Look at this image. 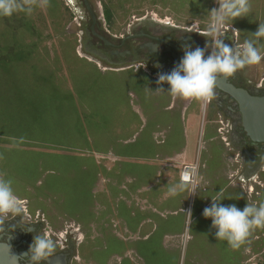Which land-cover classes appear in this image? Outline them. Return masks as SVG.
Wrapping results in <instances>:
<instances>
[{"label":"rangeland","instance_id":"obj_1","mask_svg":"<svg viewBox=\"0 0 264 264\" xmlns=\"http://www.w3.org/2000/svg\"><path fill=\"white\" fill-rule=\"evenodd\" d=\"M87 2L103 32L116 37L125 34L134 27L135 20L141 18L206 31L210 23V10L218 7L216 0ZM249 3L250 11L244 17L226 21V25L229 23L236 29L238 36L228 26L223 29L226 30L228 46L232 49L239 45L238 50L242 51L244 41L251 40L264 55V37L252 35L259 24L264 23V0H249ZM87 20L82 0H49L48 4L46 0H38L31 15L17 12L11 16H0V180L10 183L13 194L25 206L29 217H24L21 210L19 217L22 221H41L44 236L54 242L59 235L67 232L66 236L72 244L76 232H69L72 229L79 232L80 228L69 217L78 214L79 219L86 220L93 215L88 211V206L93 211H101V207L94 208V203L102 198L88 190L96 180L98 167L86 158L87 155L78 153L80 150L66 147H72L70 143L73 142H84L83 130L92 136L97 147L102 145L97 141L99 139L110 142L108 138L114 134L132 135L129 124L132 122L136 125L138 120L131 111L134 102L129 92L140 96L144 106L149 108L145 89L151 83L141 73V67L136 69L137 72L133 71L132 67H137L136 64L108 66L88 55L83 50ZM128 67L130 71L121 73L108 71ZM240 71L252 82L262 81L264 59ZM210 110L207 106L203 113L205 120L209 118ZM200 117V111L196 112V119ZM116 120L118 127L124 129H120L118 135L113 130L117 128L113 123ZM149 127L148 124L145 128ZM139 134L143 136L145 131ZM178 143V138L169 139L163 147H177ZM213 146L212 159L206 163V172L196 177L197 187H204L209 177L212 193L220 191L218 194L222 196L219 203L225 206L234 204L241 210L247 203L258 205L264 202V162L249 177L244 167L239 169L235 163L234 148L230 152L226 150L228 157L223 160L214 157L219 153ZM121 166L124 170L135 169L134 175L139 183L152 175L149 168L139 165ZM215 166L218 168L217 178L212 176ZM99 172H103V169L99 168ZM30 188L31 191H27ZM188 193L195 200L196 207L200 197H197L198 194L191 195L192 191ZM175 199H170L172 205ZM103 202L106 204V200ZM104 207L109 212V206ZM117 207L120 213L126 212L121 206ZM55 211L62 213L56 225L51 219ZM35 214H38L37 219ZM216 231L211 218L203 216V210L200 214L192 212L185 233L194 239L187 247L194 245L192 248L203 249L205 240L211 241L218 252L226 245L230 247L226 240L217 239ZM82 240L80 238L74 244L75 249L78 247L79 255ZM237 249L243 252L239 255V264H264V228L253 229ZM89 256L100 262L103 260L100 252L90 253ZM72 264L83 263L78 261ZM184 264H188L186 259Z\"/></svg>","mask_w":264,"mask_h":264},{"label":"crops","instance_id":"obj_2","mask_svg":"<svg viewBox=\"0 0 264 264\" xmlns=\"http://www.w3.org/2000/svg\"><path fill=\"white\" fill-rule=\"evenodd\" d=\"M227 26L234 34L236 33L237 37L236 29L229 23ZM128 69L129 67L108 71L121 73L130 71ZM133 69L137 72L135 68ZM141 73L151 80L150 87L145 86L149 108L144 106L145 103L140 96L129 92L134 102L131 111L138 120L136 125L132 122L129 124L132 135H118L120 133L118 131L124 129L118 127L116 120L113 123L117 128L113 130L118 136L114 134L108 138L111 143L99 139L97 141L102 142V145L97 147L92 136L83 130L84 142H73L70 143L72 147H66L70 150H80L78 153L87 155L86 158L91 159L98 167L95 172L96 180L88 190L92 193L96 192L102 198L94 203V208L101 207V211L99 209L93 211V208L88 206V211L93 215L86 220L79 219L78 214L69 217V220L81 230L78 232L72 229L73 233L76 232L75 239L77 242L80 238L83 239L80 255L77 251L78 247L75 249L74 246L75 262L184 264L186 259L188 264H239V255L243 253L240 249L234 251L226 245L221 252H218L209 240H205L203 249L192 248L194 245L187 247L194 239L193 236L185 233V226L190 218L187 212L191 210V213L200 214L220 192L212 193L209 177L207 182L205 180L204 187L196 186L194 191L190 185L187 190L175 196H169L167 192L169 187L180 183L179 175L183 171L181 170L183 165L195 166L198 171L197 176L203 171L206 172L208 165L206 163L212 159L211 146L214 145L213 149L219 153L214 156L216 159L224 160L227 156L226 149L215 136L213 110L209 111V118L205 120L203 113L206 107L202 108L201 100L191 101L172 96L167 82L157 83V77ZM82 108L85 109L84 106ZM189 108L192 110L188 111ZM199 111L201 117L197 120L196 112ZM148 124L150 127L145 128ZM85 126L84 124L83 128ZM142 131H145L143 136L139 134ZM176 138L179 142L177 147L169 149L163 147L169 139ZM121 164L149 168L152 175L139 183L134 175L135 169L124 170ZM99 168L103 169V172L100 173ZM216 174L218 168L215 166L212 176ZM113 175H116V178ZM27 191H31V188ZM188 191H192L191 195L198 194L197 197H200L196 207L195 200L192 196L189 197ZM171 198H177L173 205L170 203ZM105 200L106 204L103 202ZM104 206H109V212H106ZM117 206H121L126 212L120 213ZM51 216L53 224L56 225L57 220L62 218V213L55 211ZM93 252L101 253L102 262L89 256Z\"/></svg>","mask_w":264,"mask_h":264},{"label":"flooded vegetation","instance_id":"obj_3","mask_svg":"<svg viewBox=\"0 0 264 264\" xmlns=\"http://www.w3.org/2000/svg\"><path fill=\"white\" fill-rule=\"evenodd\" d=\"M84 10L87 14L88 25L83 50L97 61L108 66H120L121 64L132 66L136 64L137 67L132 68L141 67V72L158 78V73H170L174 67L179 65L185 52V44L190 45L191 50L196 47L204 48L205 58L215 50L214 38L203 35L206 31L170 25L160 21L151 22L143 18L135 20L134 27L122 36H109L103 32L96 18H94L95 21L90 28L91 18L85 8ZM221 32L219 38L228 45L226 30L222 29ZM232 40L233 34L230 36V41L232 42ZM240 47L239 45L233 46V51H239ZM222 78L226 84L244 89L249 94L258 96L264 94V79L252 82L242 76L240 69L231 76H217V79ZM213 91L214 95L210 101H201L204 103V108L209 106L214 112L215 136L226 150L229 152L231 148L236 150L233 155L235 163L238 164L239 169L244 167L248 176L251 177L260 164L264 162V144L249 142L240 127L235 102L216 87ZM187 167L189 166L183 165L182 169ZM40 222H25L21 220L19 214H8L4 218V222L0 224V242L9 240L12 247L18 252L24 253L33 244L36 236H44ZM67 234L64 232L56 240L53 253L47 257L48 259L55 257L54 264L75 263L74 244L77 239L73 237L74 242L72 244L67 238ZM44 237L49 238L48 236ZM20 260V264H27V257H20ZM39 264L48 263L44 259Z\"/></svg>","mask_w":264,"mask_h":264},{"label":"clouds","instance_id":"obj_4","mask_svg":"<svg viewBox=\"0 0 264 264\" xmlns=\"http://www.w3.org/2000/svg\"><path fill=\"white\" fill-rule=\"evenodd\" d=\"M38 0H0V16H11L17 12L31 15L33 6ZM49 0H46V4ZM218 7L210 10V23L206 37H213L215 50L205 58V49L196 47L190 49L185 44V52L179 65L170 73H158L157 83L167 82L169 93L182 99H194L210 101L214 95L215 82L218 75L231 76L237 70L245 66L258 64L264 55H261L251 40H245L242 51H233L224 44L221 30L225 28L226 21L244 17L250 11L249 0H216ZM254 37H264V23L259 24ZM158 91H163L158 89ZM198 175L195 166L187 167L181 172L180 183L169 187V196L178 195L192 186L195 190L196 177ZM221 195L213 199L210 207L203 210L205 218H211L212 226L217 229L218 240L227 241L232 249L239 248L255 228H264V202L258 205L247 203L241 210L234 204L223 205L219 203ZM21 212L20 199L13 194L10 183L0 180V224L8 214L18 215ZM191 216V210L188 212ZM55 249V242L51 238L36 236L28 250L21 253V257H27V264H39L49 257Z\"/></svg>","mask_w":264,"mask_h":264},{"label":"water","instance_id":"obj_5","mask_svg":"<svg viewBox=\"0 0 264 264\" xmlns=\"http://www.w3.org/2000/svg\"><path fill=\"white\" fill-rule=\"evenodd\" d=\"M83 7L91 18L92 27L95 17L87 0H82ZM215 87L228 95L236 104L240 127L244 136L253 144H264V94L253 95L246 90L226 84L224 79H216ZM246 153V151H245ZM20 252L11 246L9 240L0 242V264H20ZM48 264H54L53 259H45Z\"/></svg>","mask_w":264,"mask_h":264},{"label":"built area","instance_id":"obj_6","mask_svg":"<svg viewBox=\"0 0 264 264\" xmlns=\"http://www.w3.org/2000/svg\"><path fill=\"white\" fill-rule=\"evenodd\" d=\"M203 109H204V103H203V107H202ZM189 167H192V166H189ZM182 170H184V169H182ZM182 172V171H181ZM181 172H180V180H181ZM20 205H21V210H22V212L24 213V215H25V217H29V215L27 214V212H26V210H25V206L24 205H22L21 203H20ZM34 217L37 219L38 218V214H35L34 215ZM59 236H61V235H59Z\"/></svg>","mask_w":264,"mask_h":264},{"label":"bare ground","instance_id":"obj_7","mask_svg":"<svg viewBox=\"0 0 264 264\" xmlns=\"http://www.w3.org/2000/svg\"><path fill=\"white\" fill-rule=\"evenodd\" d=\"M165 165V164H164Z\"/></svg>","mask_w":264,"mask_h":264}]
</instances>
